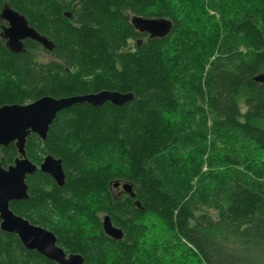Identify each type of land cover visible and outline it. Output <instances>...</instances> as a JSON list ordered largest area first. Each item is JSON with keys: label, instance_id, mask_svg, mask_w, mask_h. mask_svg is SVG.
Returning a JSON list of instances; mask_svg holds the SVG:
<instances>
[{"label": "trees", "instance_id": "trees-1", "mask_svg": "<svg viewBox=\"0 0 264 264\" xmlns=\"http://www.w3.org/2000/svg\"><path fill=\"white\" fill-rule=\"evenodd\" d=\"M5 4L55 46L26 39L14 53L0 35V107L134 94L123 106L65 108L45 141L31 134L27 157L61 159L66 182L38 169L30 198L11 209L84 264H264V82L254 79L264 75V0H0V13ZM134 15L173 29L150 39ZM18 155L0 146L3 167ZM107 214L122 239L104 232ZM0 264L57 263L0 228Z\"/></svg>", "mask_w": 264, "mask_h": 264}, {"label": "water", "instance_id": "water-1", "mask_svg": "<svg viewBox=\"0 0 264 264\" xmlns=\"http://www.w3.org/2000/svg\"><path fill=\"white\" fill-rule=\"evenodd\" d=\"M0 19L7 24L3 25L1 37L6 40L7 47L14 53L25 51L26 39L38 42L48 51L54 49V43L45 35L40 34L29 25L27 18L5 4L0 13ZM134 28L151 38H164L173 29V22L165 17L145 18L134 15L131 18ZM254 79L264 82V75H257ZM134 99L133 93H122L112 90H101L96 93L73 95L68 97L44 96L31 103L6 104L0 107V146L7 147L15 143L19 155L14 163L7 168L0 163V228L7 233L16 234L23 246L37 251L45 258L57 264H84V257L80 253L67 254L58 245L54 232L40 225L31 223L28 219L16 214L10 207L12 201L28 200L27 177L38 169L49 174L58 186L66 182V173L62 160L47 155L41 164H34L27 157L26 143L31 134H37L43 141L46 140L49 129L57 114L65 108L76 104L87 103L100 107L106 102L123 106ZM135 197L131 183L117 181L113 184ZM139 205V204H137ZM102 226L106 235L114 239H122L124 232L114 226L111 217L107 214L102 218Z\"/></svg>", "mask_w": 264, "mask_h": 264}, {"label": "rangeland", "instance_id": "rangeland-1", "mask_svg": "<svg viewBox=\"0 0 264 264\" xmlns=\"http://www.w3.org/2000/svg\"><path fill=\"white\" fill-rule=\"evenodd\" d=\"M53 57L45 52H41L39 55V60L43 62H48L52 59Z\"/></svg>", "mask_w": 264, "mask_h": 264}, {"label": "flooded vegetation", "instance_id": "flooded-vegetation-1", "mask_svg": "<svg viewBox=\"0 0 264 264\" xmlns=\"http://www.w3.org/2000/svg\"><path fill=\"white\" fill-rule=\"evenodd\" d=\"M68 17H71V14H69ZM6 24H7V23H6ZM47 51H48V50H47ZM117 190H121V187H120V189H117Z\"/></svg>", "mask_w": 264, "mask_h": 264}, {"label": "bare ground", "instance_id": "bare-ground-1", "mask_svg": "<svg viewBox=\"0 0 264 264\" xmlns=\"http://www.w3.org/2000/svg\"><path fill=\"white\" fill-rule=\"evenodd\" d=\"M115 188V187H114Z\"/></svg>", "mask_w": 264, "mask_h": 264}]
</instances>
